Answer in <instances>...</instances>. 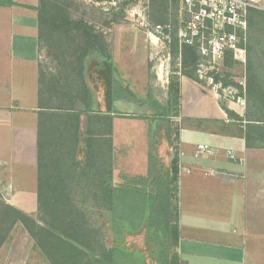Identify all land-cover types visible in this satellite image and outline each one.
Returning a JSON list of instances; mask_svg holds the SVG:
<instances>
[{
    "label": "crops",
    "instance_id": "0c3cea01",
    "mask_svg": "<svg viewBox=\"0 0 264 264\" xmlns=\"http://www.w3.org/2000/svg\"><path fill=\"white\" fill-rule=\"evenodd\" d=\"M6 1L10 4L0 5V190L6 201H37L38 126L43 113L55 112L46 109L39 96L46 56L38 40V0ZM109 59L112 73L108 63L94 64L88 71L102 110L109 109L110 87L117 90V63ZM257 60L264 62L263 55L258 54ZM237 64L247 74L248 87L247 96L244 90L238 102L233 101L235 88L231 99H223L199 80L162 71L154 86L164 77L162 87L168 94L176 79L179 103L169 94L164 102L158 100L149 85L146 96L136 97L140 101L151 97L165 110L178 109L176 116L169 112L166 118L170 146L164 137L158 146L159 156L163 146L168 149L164 163L169 165L172 151L178 166L170 183L177 264H264V146L246 143L245 138L251 124L248 113L256 110L255 105H264L259 100L264 95L260 82L264 66L249 75L247 55L244 65ZM123 89L134 94L126 86ZM125 98L126 94L113 103L116 114H110L113 184L146 190L148 117L118 116L128 105ZM120 120L121 133L116 128ZM198 145L208 146L213 154L196 156Z\"/></svg>",
    "mask_w": 264,
    "mask_h": 264
},
{
    "label": "trees",
    "instance_id": "16d2710c",
    "mask_svg": "<svg viewBox=\"0 0 264 264\" xmlns=\"http://www.w3.org/2000/svg\"><path fill=\"white\" fill-rule=\"evenodd\" d=\"M157 1L163 7L167 0ZM7 4L10 3L0 0V5ZM35 10L41 45H57L59 36H69L74 31L83 37L77 67L72 69L78 74L77 80L56 77L48 83L44 76L40 79V99L46 101V109L55 112L43 113L45 116L38 126L37 202L47 203L54 218L49 235L58 248L55 250L62 254L61 264H119L124 259L132 264H177V233L171 221L169 187L178 172L177 160L173 158L166 165L158 154L163 137L170 146L167 137L170 133L165 131V125L171 111L165 110L151 97L148 101H140L120 86L115 92L113 86L110 87L109 109L102 111L94 90L86 83L89 67L94 64L108 63L109 71H114L111 59H107L102 37L84 22L64 17L62 10L53 3L40 1ZM160 12L164 13L162 8ZM259 15L261 23L256 25L264 29V14ZM251 26L252 30L253 24ZM255 39L253 35L250 37L247 53L249 75L264 66L263 61L257 60V55L264 57V52L262 49L256 52L260 46ZM184 48L193 53L196 51ZM225 60L231 58L227 56ZM194 68L195 64L193 73ZM182 76L196 80L189 73H182ZM114 83L119 84L115 80ZM177 91V86L170 83V100L177 102ZM125 94L136 106H144L135 116L148 117L150 126L146 190L113 184L110 114H116L112 105ZM259 97L264 100V95ZM255 106L256 110L248 113L247 121L251 124L246 127V143L264 146V109H261L264 105ZM92 125L96 130L91 129ZM0 207L7 209L12 216L7 219L0 213L2 242L14 222L25 219V216L13 207L1 203ZM60 213L63 216H59ZM139 235H143L144 252L131 249L128 243V238Z\"/></svg>",
    "mask_w": 264,
    "mask_h": 264
},
{
    "label": "rangeland",
    "instance_id": "374dc122",
    "mask_svg": "<svg viewBox=\"0 0 264 264\" xmlns=\"http://www.w3.org/2000/svg\"><path fill=\"white\" fill-rule=\"evenodd\" d=\"M40 1L57 5L62 10L64 17L84 22L102 37L105 52L117 63L115 82L119 84H116L115 88L117 85H121L122 88L126 86L134 92L136 97L141 99L146 96L145 90L149 85L152 89L151 94L164 102L169 94L162 87V80L166 79L163 77L161 82H158V86H154L157 83L156 75L159 71L163 72L162 75H165L166 72L171 73L172 77H176V74L189 73L200 81L195 73L199 60L197 52L187 51L179 45L177 35L179 1L175 3L174 0H167L163 7L157 0H38L37 6L40 5ZM161 8L164 11L163 14L160 12ZM259 14H264V3L260 7L255 6L249 9L247 53L252 35L260 46V50L256 52H261V49L264 52V29L256 25L261 23L262 17ZM252 24L253 29L251 30ZM167 25L171 26V31L165 33L164 36L153 32L155 26ZM82 38L80 32L74 31L69 36H59L60 42H57V45L45 46V43L42 45L46 56L42 66V76L48 83L56 77L66 81H70L67 78L77 80L78 74L74 73L72 69L77 67L76 60L79 57ZM125 79L128 85L124 82ZM172 80L170 83L176 85L177 80ZM213 81L221 89H226V93L235 88L237 94L235 93L233 101L238 102L240 96L244 95V90L245 96H247V74L246 72L244 74L243 68L233 60H224L221 63ZM201 82L207 87L206 81L202 80ZM260 82L261 87H264V80L261 79ZM86 83L93 89L92 83L93 85L95 83L89 78V72ZM178 93L179 91L176 96L177 104L179 103ZM220 93L222 92L220 91ZM174 94H176L175 90ZM222 95L220 94V98ZM125 99L128 105L120 110L119 115L136 119V113H140L144 106H136L129 99V95H126ZM221 103L222 106H225L224 101ZM171 113L177 115V107L173 108ZM121 121L117 123L116 127L119 133L123 132L122 126L124 125ZM133 144L136 147L137 141L134 140ZM168 154V149L163 146L160 158L166 161ZM171 156L173 159L172 151ZM5 198L0 190V203L20 211L24 214L25 219L21 218L19 222H14L8 237L0 242V264H61L62 254L55 250L58 248L49 235L50 225L54 218L47 209V203L6 201ZM0 213L3 216L6 215L7 219L12 217L4 207H0ZM59 216H63V214L60 213ZM142 236L128 238L131 249L144 252ZM119 264L132 263L128 259H124V262H119Z\"/></svg>",
    "mask_w": 264,
    "mask_h": 264
},
{
    "label": "built area",
    "instance_id": "2783aa9c",
    "mask_svg": "<svg viewBox=\"0 0 264 264\" xmlns=\"http://www.w3.org/2000/svg\"><path fill=\"white\" fill-rule=\"evenodd\" d=\"M263 3L264 0H179V45L196 50L197 78L206 81L215 94H223V99H231L234 90L226 93L213 78L227 56L237 63H246L249 9ZM170 31V25L155 26L153 30L159 36ZM212 154L206 145L196 148V156Z\"/></svg>",
    "mask_w": 264,
    "mask_h": 264
},
{
    "label": "water",
    "instance_id": "95a60500",
    "mask_svg": "<svg viewBox=\"0 0 264 264\" xmlns=\"http://www.w3.org/2000/svg\"><path fill=\"white\" fill-rule=\"evenodd\" d=\"M110 58V56L109 55H107V59H109Z\"/></svg>",
    "mask_w": 264,
    "mask_h": 264
}]
</instances>
